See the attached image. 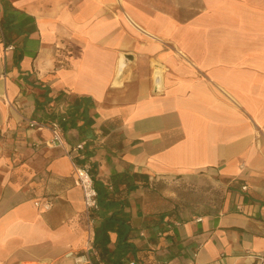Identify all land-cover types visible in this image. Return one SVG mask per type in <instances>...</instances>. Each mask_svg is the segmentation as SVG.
I'll list each match as a JSON object with an SVG mask.
<instances>
[{"label":"crops","instance_id":"obj_1","mask_svg":"<svg viewBox=\"0 0 264 264\" xmlns=\"http://www.w3.org/2000/svg\"><path fill=\"white\" fill-rule=\"evenodd\" d=\"M73 163L98 192L90 231ZM204 185L217 202L178 196ZM87 249L260 264L264 0H0V264Z\"/></svg>","mask_w":264,"mask_h":264},{"label":"built area","instance_id":"obj_2","mask_svg":"<svg viewBox=\"0 0 264 264\" xmlns=\"http://www.w3.org/2000/svg\"><path fill=\"white\" fill-rule=\"evenodd\" d=\"M30 127H43L40 122L36 120L29 121ZM48 129L51 133V141L60 146L64 144V139L61 134L60 126L57 122L53 121L49 124ZM76 149L82 148V144L79 143L75 145ZM74 176L77 186L80 188L82 195V204L83 210L85 214L86 226L88 231L91 229L92 218L90 217L91 211L96 210L98 208V200H97V190L94 186V181L92 174L90 172V167L87 164H76L73 163ZM245 188V186H243ZM37 207H42L47 210L51 207V203L49 201L40 202L39 200L34 203ZM65 257L72 258L73 264H93L90 256V252L84 250L82 252H73L67 251L65 253ZM256 258L259 260L260 264H264V250L258 254H256ZM21 264H40L38 262L26 261Z\"/></svg>","mask_w":264,"mask_h":264},{"label":"rangeland","instance_id":"obj_3","mask_svg":"<svg viewBox=\"0 0 264 264\" xmlns=\"http://www.w3.org/2000/svg\"><path fill=\"white\" fill-rule=\"evenodd\" d=\"M173 187V190L174 192H176V186H172ZM205 189H204V194L203 193H200L199 195H195L196 197H193V194L195 193L193 189H191L190 187L184 191H180V193H178L180 196V198H183V202L184 203H195V204H207L208 200H207V192L209 191L210 192V195H212L213 198H209L210 200L213 199L215 200L216 202L219 200L220 198V189L218 186H213V185H204L203 186ZM182 200V199H181ZM194 200V201H193Z\"/></svg>","mask_w":264,"mask_h":264},{"label":"trees","instance_id":"obj_4","mask_svg":"<svg viewBox=\"0 0 264 264\" xmlns=\"http://www.w3.org/2000/svg\"><path fill=\"white\" fill-rule=\"evenodd\" d=\"M97 200H98V192H97ZM99 202V201H98ZM91 260H92V258H91ZM92 263H93V260H92ZM94 264V263H93Z\"/></svg>","mask_w":264,"mask_h":264}]
</instances>
